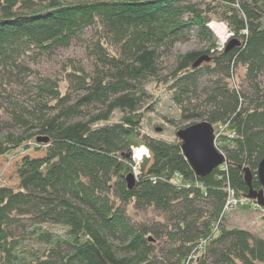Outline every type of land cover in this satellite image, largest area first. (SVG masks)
I'll return each mask as SVG.
<instances>
[{"label": "trees", "instance_id": "trees-1", "mask_svg": "<svg viewBox=\"0 0 264 264\" xmlns=\"http://www.w3.org/2000/svg\"><path fill=\"white\" fill-rule=\"evenodd\" d=\"M214 19L227 21L229 40L240 44L217 50L208 25ZM91 26L92 71L68 58L58 71L23 84L26 57L68 48ZM192 38L207 48L179 55L161 75V54ZM204 54L212 60L193 67ZM239 66L249 91L233 80ZM263 72L264 0H0V155L45 146L43 155L22 156L17 185L0 182V264H264L263 237L223 226L215 235L212 227L227 181L245 195L249 168L252 186L261 188ZM150 78L167 86L184 119L205 118L215 132L223 125L234 132L217 138L226 163L197 177L178 137L144 131ZM12 83L27 85L28 99L15 98ZM116 111L121 117L112 122ZM42 136L48 142L37 140ZM142 144L150 156L129 188L132 150ZM176 173L191 187L174 182ZM130 203L169 216L164 253L153 243L160 232L135 224ZM29 238L36 246L25 245ZM202 238L206 249H199Z\"/></svg>", "mask_w": 264, "mask_h": 264}, {"label": "rangeland", "instance_id": "rangeland-1", "mask_svg": "<svg viewBox=\"0 0 264 264\" xmlns=\"http://www.w3.org/2000/svg\"><path fill=\"white\" fill-rule=\"evenodd\" d=\"M61 2L67 3L76 0H60ZM90 1V0H89ZM200 2L202 0H194ZM211 22H217L220 24H224L227 29V37L226 39H222L219 37L212 29L213 33L217 38L216 48L217 50H222L226 43L229 41L231 36L233 35L227 21H219L217 19L212 20ZM228 33L231 35L228 37ZM97 37V27L91 26L87 28L81 37V39L74 41L68 48H59L52 52L49 55H32L30 57H26L24 63L27 64L30 69L22 74L21 79L23 84L31 85L32 81H34V75L36 73L41 74H52L55 71H58L61 67V64L66 61L68 58H74L77 61L84 64L87 70H91L93 68V64L95 58L91 55L89 49L87 48L88 42L93 38ZM207 48V43L200 42L196 38H192L185 42H177L175 43L173 49L171 51H165L161 54L160 63L162 73L161 75L168 74L175 64L176 58L184 53L193 50H204ZM213 50V49H212ZM204 63V62H203ZM202 63V64H203ZM245 69L243 66H239L236 69L235 76L233 78L236 85H241L243 90L249 91V87L247 82L244 79ZM3 79L2 81H4ZM261 86L264 87V72L261 74ZM0 80V82H2ZM14 86L16 88L14 91V97L20 100L28 99V96L25 93V90H28L27 85H22L20 83H12L11 87ZM144 88L148 92L143 103L141 104L142 109L146 112V121L144 124V131L152 136L163 137L165 139L172 140L176 136V131L184 126L189 124H193L196 122H200L205 120V118H198L194 120H186L180 115V106L177 105L172 100L171 91L169 92L167 86L158 84L155 78H150L144 83ZM1 90V89H0ZM3 96L0 95V103L1 98ZM195 102H198L195 101ZM3 106L5 103L2 102ZM1 116L3 119L8 118V114L1 112ZM121 117V113L116 111L111 119L112 122L118 121ZM215 128V127H214ZM217 130L219 132H215L217 135L222 134H230L232 136L233 131H230L225 125L218 127ZM12 131H18V128H12ZM4 131L2 134H5ZM0 134V136L2 135ZM141 146L146 147L144 144L133 148L132 150V161L136 165L141 164L144 157L150 156V151L148 150V155H144L143 157H136L135 150H141ZM217 146V145H216ZM139 148V149H138ZM147 148V147H146ZM45 152V146L41 149L37 150L36 147L32 145L30 149L24 150L23 148H19L16 150H12L4 155H0V182L4 181L12 185H17L19 182V176L17 172V166L25 154H29L31 156H39L43 155ZM137 159H136V158ZM141 158V159H139ZM176 178V176H174ZM126 211L131 219L135 222V224H146L149 227H155L160 234V239H155L153 241L156 244L158 251L165 252L169 248L170 239L168 236L169 229L171 227V220L167 214H164L162 211L156 210L153 207H146L145 209H136L132 203L125 205ZM264 207V206H263ZM264 211L261 209L256 210L252 206L245 204L244 206H238L231 209L227 212L222 220V226L225 228H242L248 229L252 231L257 236L264 238ZM213 234L216 235L215 230H218L217 222L212 224ZM53 230L58 234H63V229L60 226H54ZM205 241V249L209 243L208 238H202L200 240ZM36 241L32 238L26 240L25 245L29 248L36 246ZM196 254L194 258H196Z\"/></svg>", "mask_w": 264, "mask_h": 264}, {"label": "water", "instance_id": "water-1", "mask_svg": "<svg viewBox=\"0 0 264 264\" xmlns=\"http://www.w3.org/2000/svg\"><path fill=\"white\" fill-rule=\"evenodd\" d=\"M240 42L231 39L227 43L226 49H230ZM212 57L209 55H201L193 64V67L200 66L203 62H210ZM176 136L181 141V150L185 158L190 163L195 174L198 177L209 175L215 168L226 163V156L219 151L215 144V128L208 120H202L193 124H189L176 131ZM39 142H48V136L38 137ZM258 179L261 184L260 189L252 186L253 174L249 168H244V179L249 187L246 197L250 200L257 201L258 204L264 206V159L261 160L258 170ZM129 188L135 185V178L132 173L126 176Z\"/></svg>", "mask_w": 264, "mask_h": 264}, {"label": "built area", "instance_id": "built-area-1", "mask_svg": "<svg viewBox=\"0 0 264 264\" xmlns=\"http://www.w3.org/2000/svg\"><path fill=\"white\" fill-rule=\"evenodd\" d=\"M230 35H231V33H230ZM230 35L228 33V37ZM140 148L143 149V154H142L141 157H143L144 155H148L149 154L148 153V148H146L144 146H141ZM139 159H141V158H139ZM139 167H140L139 163L137 165L135 163H133L132 174L135 176L136 179H137V177L139 175ZM175 176H176V178H175L176 179V183L180 184L181 183V176L179 174H176ZM226 193H227V198H226V202H225V206H224V211H229V210H231V209H233L235 207H238V206H241V205L244 206L245 204H248V205L252 206L256 210H259V209L261 210L262 209L264 211V207L262 205L258 204V202L250 200L248 198H238V197H236L235 191L232 190L231 188H228ZM199 249H205V244H200Z\"/></svg>", "mask_w": 264, "mask_h": 264}, {"label": "bare ground", "instance_id": "bare-ground-1", "mask_svg": "<svg viewBox=\"0 0 264 264\" xmlns=\"http://www.w3.org/2000/svg\"><path fill=\"white\" fill-rule=\"evenodd\" d=\"M209 27L219 36V37H221L222 39H226V37H227V29H226V26L224 25V24H220V23H217V22H210L209 24ZM232 135H234V132H233V134ZM218 136L219 135H217L216 133H215V144L217 145V138H218ZM217 147V146H216ZM136 151H137V153H136ZM135 151V153H136V157H141L142 156V154H143V149H141V150H136ZM220 151V150H219ZM222 152V151H221ZM223 153V152H222ZM224 154V153H223ZM220 166H222V165H220ZM219 166V167H220ZM140 168V167H139ZM195 173V172H194ZM177 174V173H176ZM175 174V175H176ZM174 175V176H175ZM181 176V175H180ZM197 176V175H196ZM198 177V176H197ZM134 178H135V176H134ZM135 181H136V178H135ZM184 180L182 179V176H181V183L180 184H184L185 185V187H191V183H185V182H183ZM174 182H176V179H175V177H174ZM197 185H199L200 187H202L201 186V184L199 183H196ZM228 188H231L232 190H234V188L229 184V182L227 181L226 183H225V186H224V191H225V195H226V197H225V200H224V204H223V207H222V211H221V213H220V215H219V217H218V219L215 221V222H217V226H218V230H220V227L222 226V220H223V216H224V214H226L227 212H229V211H224V206H225V202H226V198H227V193H226V191L228 190ZM235 191V190H234ZM235 194H236V197H238V198H247L246 197V194L245 195H238L237 193H236V191H235ZM254 201V200H253ZM257 202V201H256ZM218 230H215L216 232L218 231ZM206 242L205 241H201L200 242V244H205Z\"/></svg>", "mask_w": 264, "mask_h": 264}]
</instances>
